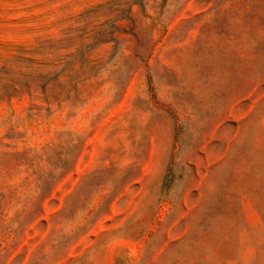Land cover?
<instances>
[{
	"label": "rangeland",
	"instance_id": "374dc122",
	"mask_svg": "<svg viewBox=\"0 0 264 264\" xmlns=\"http://www.w3.org/2000/svg\"><path fill=\"white\" fill-rule=\"evenodd\" d=\"M0 264H264V0H0Z\"/></svg>",
	"mask_w": 264,
	"mask_h": 264
}]
</instances>
